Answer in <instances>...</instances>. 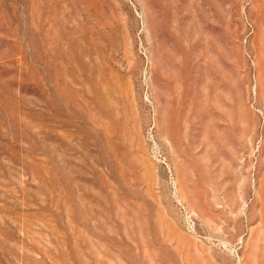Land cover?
<instances>
[{
  "label": "rangeland",
  "instance_id": "374dc122",
  "mask_svg": "<svg viewBox=\"0 0 264 264\" xmlns=\"http://www.w3.org/2000/svg\"><path fill=\"white\" fill-rule=\"evenodd\" d=\"M0 264H264V0H0Z\"/></svg>",
  "mask_w": 264,
  "mask_h": 264
}]
</instances>
